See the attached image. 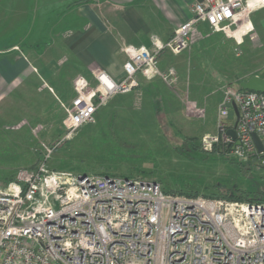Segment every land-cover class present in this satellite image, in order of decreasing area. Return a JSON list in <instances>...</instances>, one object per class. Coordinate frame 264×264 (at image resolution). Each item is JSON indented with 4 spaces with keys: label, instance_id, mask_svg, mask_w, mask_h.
<instances>
[{
    "label": "built area",
    "instance_id": "2783aa9c",
    "mask_svg": "<svg viewBox=\"0 0 264 264\" xmlns=\"http://www.w3.org/2000/svg\"><path fill=\"white\" fill-rule=\"evenodd\" d=\"M262 9L264 0H193L188 19L170 38L123 48L119 79L100 68L90 74L92 85L76 79L64 135L22 184L0 190V264H264V204L165 194L150 180L95 174L79 179L48 165L55 148L94 124L110 99L136 91L139 76L174 82L172 71H159L158 60L185 51L199 26L229 32L241 44L253 30L252 15ZM232 128L233 142L227 135ZM224 146L226 157L263 166L264 93L225 92L216 133L202 140L205 152Z\"/></svg>",
    "mask_w": 264,
    "mask_h": 264
},
{
    "label": "rangeland",
    "instance_id": "374dc122",
    "mask_svg": "<svg viewBox=\"0 0 264 264\" xmlns=\"http://www.w3.org/2000/svg\"><path fill=\"white\" fill-rule=\"evenodd\" d=\"M1 1V8L13 4L16 12H21L23 0ZM37 1L46 7L34 41H38L40 29L45 38L36 51L22 49L20 40L14 41L20 48L18 52L27 55L35 67L53 61L56 64L48 69L58 70L43 78L45 84L36 77L15 90L0 91V190L22 184L34 164L64 135L62 120L75 96V80L86 78L92 85L90 76L72 66L61 43L65 31L81 25L73 6L76 3ZM192 3L189 0L186 5L188 12ZM101 7L94 9L100 11ZM1 8L0 34L10 32L13 26L20 29L14 22L17 19L4 18L6 13ZM153 11L149 6L139 11L149 25L157 19ZM251 22L253 30L241 44L230 38L229 32L213 33L207 26H199L185 51L176 56L165 53L158 60L159 71H172L174 82L155 77L152 85L142 82L136 91L110 99L94 124L78 130L55 148L49 168L76 175L108 173L150 180L164 191L198 196L216 194L213 185L235 187L240 193L264 192L263 166L211 157L202 148L203 138L216 133L218 106L225 92L252 76L264 78V9L253 14ZM177 131L196 143L199 152L187 150ZM231 161L241 164V169Z\"/></svg>",
    "mask_w": 264,
    "mask_h": 264
},
{
    "label": "crops",
    "instance_id": "0c3cea01",
    "mask_svg": "<svg viewBox=\"0 0 264 264\" xmlns=\"http://www.w3.org/2000/svg\"><path fill=\"white\" fill-rule=\"evenodd\" d=\"M0 2L2 5L1 0ZM12 2L19 3L18 0ZM73 2L76 3L73 6L81 25L65 31L61 36V43L73 62L72 66L79 68L88 76L93 70L100 68L112 78L119 79L126 60L122 51L124 47H148L150 37L153 35H170L166 39L158 38L165 41L189 16L186 6L189 0H73ZM100 5L102 10L94 9ZM159 5L161 8H158ZM14 6L11 4L0 7L6 13L4 18L17 19L14 22H18L20 27L15 29L17 27L13 26L10 32L0 34V50L7 49L0 53V91L15 90L28 81L33 82L36 77L45 84L43 78L53 75L58 70L48 69L53 61L35 67L27 55L18 52L20 48H17L19 46L14 41L20 40L22 49L29 51H36L39 48L37 44L42 43L45 33L41 29L37 30L38 41H34L35 29L45 15L43 11L46 4H40L36 0H23L20 13L16 12ZM144 6L154 9L157 19L152 25L144 21L139 13ZM154 79L147 80L139 76L140 86L142 82L152 85ZM146 90L149 91L148 88Z\"/></svg>",
    "mask_w": 264,
    "mask_h": 264
},
{
    "label": "trees",
    "instance_id": "16d2710c",
    "mask_svg": "<svg viewBox=\"0 0 264 264\" xmlns=\"http://www.w3.org/2000/svg\"><path fill=\"white\" fill-rule=\"evenodd\" d=\"M236 89L241 90L239 87L236 88ZM102 109H100V110H102ZM98 112H97V114H98ZM84 127H86V126H84ZM84 127H82V128H84ZM176 134L181 139L184 147L186 146L187 150H190L193 153L194 152H199V146L196 143L194 144L191 139H188V138L180 135L178 131L176 132ZM222 149H223V151H221L220 148L216 147L212 152H208L206 154L211 156V157H220V158H222L225 161L226 160H230L229 158H227L225 156V153H224L226 150H228L227 146H224ZM229 163L232 164V165L237 166L238 168H239V165L241 166V164H237V163H235L233 161H231ZM246 163H248L249 166H256L257 165L256 163L253 162L252 159L246 161ZM35 166H36V164H34L32 169H34ZM239 169H241V168H239ZM101 175L112 176V175H110L108 173H103ZM125 178H128V177H125ZM212 188L216 191L215 192L216 194H209V195L202 196V197L210 198V199H223V200L235 201V202H248V203L264 204V192L261 193V192H256L255 191L254 193L253 192L252 193H248V192L240 193L239 192L240 190L238 188H235V187L234 188L233 187L225 188V187H222L221 185L220 186L219 185L218 186L217 185H213ZM162 191L165 194H177V195H183V196H187V197H198L197 193H184V192H178V193L174 192L173 193V192H168V191H164V190H162Z\"/></svg>",
    "mask_w": 264,
    "mask_h": 264
},
{
    "label": "water",
    "instance_id": "95a60500",
    "mask_svg": "<svg viewBox=\"0 0 264 264\" xmlns=\"http://www.w3.org/2000/svg\"><path fill=\"white\" fill-rule=\"evenodd\" d=\"M196 1L201 2V0H196ZM238 87L244 91L255 92V93H264V78H260L258 76H252L245 81L239 82ZM233 111H234L235 117L237 118L238 112H237V109L234 105H233ZM234 127H235V125H234ZM227 135L232 139V142H233L235 140L234 128L230 129L227 132ZM252 138H253V142L255 144V147L257 149V152L260 153L262 151V147L259 143V140L257 139V137L255 135H253ZM253 162L255 163V160H253ZM263 167H264V163H263ZM84 176H85V173L78 174L79 179H82Z\"/></svg>",
    "mask_w": 264,
    "mask_h": 264
}]
</instances>
